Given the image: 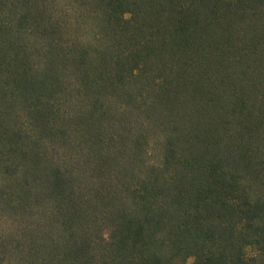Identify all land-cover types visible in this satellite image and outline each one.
<instances>
[{
    "label": "trees",
    "instance_id": "obj_1",
    "mask_svg": "<svg viewBox=\"0 0 264 264\" xmlns=\"http://www.w3.org/2000/svg\"><path fill=\"white\" fill-rule=\"evenodd\" d=\"M264 264V0H0V264Z\"/></svg>",
    "mask_w": 264,
    "mask_h": 264
},
{
    "label": "rangeland",
    "instance_id": "obj_2",
    "mask_svg": "<svg viewBox=\"0 0 264 264\" xmlns=\"http://www.w3.org/2000/svg\"><path fill=\"white\" fill-rule=\"evenodd\" d=\"M190 262H191V259H188V260L185 262V264H190Z\"/></svg>",
    "mask_w": 264,
    "mask_h": 264
}]
</instances>
